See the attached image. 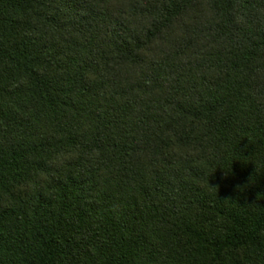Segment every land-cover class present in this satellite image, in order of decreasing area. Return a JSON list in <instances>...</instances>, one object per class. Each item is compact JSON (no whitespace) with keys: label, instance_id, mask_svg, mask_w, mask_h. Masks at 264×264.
Returning <instances> with one entry per match:
<instances>
[{"label":"trees","instance_id":"1","mask_svg":"<svg viewBox=\"0 0 264 264\" xmlns=\"http://www.w3.org/2000/svg\"><path fill=\"white\" fill-rule=\"evenodd\" d=\"M0 264H264V0H0Z\"/></svg>","mask_w":264,"mask_h":264}]
</instances>
